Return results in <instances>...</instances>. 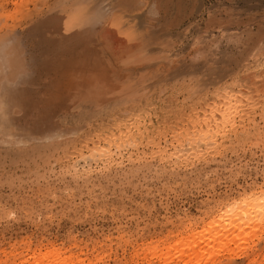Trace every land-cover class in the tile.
Returning <instances> with one entry per match:
<instances>
[{
    "label": "rangeland",
    "instance_id": "1",
    "mask_svg": "<svg viewBox=\"0 0 264 264\" xmlns=\"http://www.w3.org/2000/svg\"><path fill=\"white\" fill-rule=\"evenodd\" d=\"M96 2L0 0V264H264V0Z\"/></svg>",
    "mask_w": 264,
    "mask_h": 264
},
{
    "label": "bare ground",
    "instance_id": "2",
    "mask_svg": "<svg viewBox=\"0 0 264 264\" xmlns=\"http://www.w3.org/2000/svg\"><path fill=\"white\" fill-rule=\"evenodd\" d=\"M96 1L97 2L94 3V7L97 8L99 2H98V0H96ZM153 9L155 10L154 7H153ZM155 15H157V14H155ZM259 203L264 204V200L260 201ZM196 242H197V240H196ZM179 253H180V250H179ZM179 257H180V255H179ZM12 264H84V262H83V260H81L79 258L78 259L74 258L73 255L66 256L60 250L51 248V250H49L48 252H46L44 254L34 252L32 255H30V257L27 260L20 261V262H14Z\"/></svg>",
    "mask_w": 264,
    "mask_h": 264
}]
</instances>
